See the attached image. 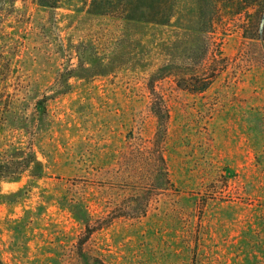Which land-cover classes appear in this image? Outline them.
<instances>
[{"label":"rangeland","instance_id":"obj_1","mask_svg":"<svg viewBox=\"0 0 264 264\" xmlns=\"http://www.w3.org/2000/svg\"><path fill=\"white\" fill-rule=\"evenodd\" d=\"M82 3L0 11V154L31 142L40 165L0 180L2 264H84V221L141 203L83 249L106 264H264V68L240 55V30L200 31L193 2L164 25ZM213 51L227 58L215 75ZM160 107L165 188L144 150Z\"/></svg>","mask_w":264,"mask_h":264},{"label":"trees","instance_id":"obj_2","mask_svg":"<svg viewBox=\"0 0 264 264\" xmlns=\"http://www.w3.org/2000/svg\"><path fill=\"white\" fill-rule=\"evenodd\" d=\"M15 0H0V11L4 10L5 3L8 2L13 7ZM71 0H32L39 7L55 10L61 4ZM180 4L194 3L203 10L201 14L203 25L200 31H209L213 33L215 24H220L224 28L231 23L232 26L239 29L243 38V50L240 53L242 57L249 61L251 65H257L264 68V0H179ZM82 6L76 11L86 12L93 15L109 16L123 21H134L153 23L157 25L168 24L174 15L176 0H82ZM206 10V12H205ZM226 16V24L223 17ZM210 28V30L205 29ZM224 61L227 58L221 57L213 51L203 68L211 70L212 74H217L221 70ZM202 82L199 89L204 90L207 87L206 80ZM37 116H41L45 107L41 100L34 103ZM157 124L151 147L145 148L156 163H153V171L160 166V177L163 178L161 188L170 184L168 172L165 166V160L162 155V142L166 132L167 113L164 107L155 111ZM10 148V149H9ZM7 151H13L6 156L0 154V180H14L19 178L31 165L39 168L40 165L36 160V155L32 149L31 142L27 146L9 147ZM38 175V174H36ZM157 185V184H156ZM165 185V186H164ZM155 186V183H154ZM143 204V206H142ZM145 203L140 207L117 206L113 209L111 218L102 217L96 223L84 221L83 231L77 237L75 247L80 252L84 264H106L99 256L89 255L83 245L87 242L90 234L108 225L114 217L129 215L140 216L145 213ZM73 260L76 261L74 257ZM0 264L2 262L0 261Z\"/></svg>","mask_w":264,"mask_h":264}]
</instances>
